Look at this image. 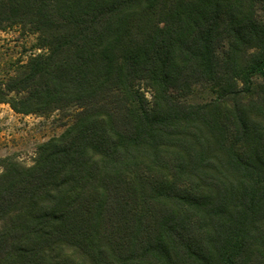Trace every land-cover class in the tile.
I'll return each instance as SVG.
<instances>
[{
  "label": "trees",
  "instance_id": "trees-1",
  "mask_svg": "<svg viewBox=\"0 0 264 264\" xmlns=\"http://www.w3.org/2000/svg\"><path fill=\"white\" fill-rule=\"evenodd\" d=\"M14 27L44 52L0 104L72 122L0 158V264H264V0H0Z\"/></svg>",
  "mask_w": 264,
  "mask_h": 264
},
{
  "label": "rangeland",
  "instance_id": "rangeland-1",
  "mask_svg": "<svg viewBox=\"0 0 264 264\" xmlns=\"http://www.w3.org/2000/svg\"><path fill=\"white\" fill-rule=\"evenodd\" d=\"M37 36L14 27L0 31V80L13 76L17 68L37 54ZM151 99L149 92L146 93ZM212 96L199 89L195 100L206 102ZM71 119L62 113L49 116H24L16 114L9 105L0 104V158L13 156L25 165H31L37 149L43 143L64 133Z\"/></svg>",
  "mask_w": 264,
  "mask_h": 264
}]
</instances>
